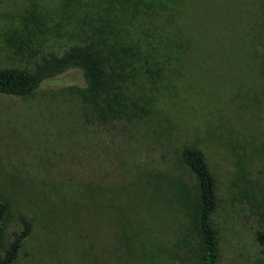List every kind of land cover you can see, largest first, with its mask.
Wrapping results in <instances>:
<instances>
[{
    "label": "rangeland",
    "instance_id": "rangeland-1",
    "mask_svg": "<svg viewBox=\"0 0 264 264\" xmlns=\"http://www.w3.org/2000/svg\"><path fill=\"white\" fill-rule=\"evenodd\" d=\"M36 1L51 19L43 10L26 24L29 0H0V69L35 73L84 38L57 21L60 0ZM158 15L167 70L153 74L142 58L117 103L75 73L29 97L0 95V200L10 204L0 251L22 217L32 225L13 264H199L185 147L215 178L218 264L262 263L264 0H166Z\"/></svg>",
    "mask_w": 264,
    "mask_h": 264
},
{
    "label": "trees",
    "instance_id": "trees-1",
    "mask_svg": "<svg viewBox=\"0 0 264 264\" xmlns=\"http://www.w3.org/2000/svg\"><path fill=\"white\" fill-rule=\"evenodd\" d=\"M29 1L30 13L26 12L23 18L26 24L34 23L43 10L50 12L46 14L49 18L53 14L39 6L36 0ZM165 3L166 0H60L55 10L57 21L72 25L84 34V38L61 56L49 55L35 73L16 68L0 69V95L29 97L46 80L75 73L85 83V90L95 95L109 94L117 103L119 84L130 78L127 72L133 65L144 66L140 61L142 58L149 63L147 66L151 65L149 68L153 69V74L167 70L160 55L162 46L158 49L155 46L157 38L153 32L158 12ZM106 112H103L104 120L108 119ZM180 156L197 183L198 263L218 264L219 240L212 222L218 206L215 178L202 151L185 147ZM9 208L7 200H0V239L3 235L1 224L9 214ZM21 223L20 232L0 251V264H13L23 241L31 234V222L22 217ZM255 240L261 247V264H264V232H256Z\"/></svg>",
    "mask_w": 264,
    "mask_h": 264
}]
</instances>
